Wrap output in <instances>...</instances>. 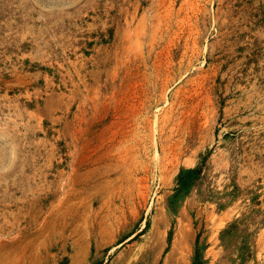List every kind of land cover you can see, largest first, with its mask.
Returning a JSON list of instances; mask_svg holds the SVG:
<instances>
[{"label": "rangeland", "instance_id": "374dc122", "mask_svg": "<svg viewBox=\"0 0 264 264\" xmlns=\"http://www.w3.org/2000/svg\"><path fill=\"white\" fill-rule=\"evenodd\" d=\"M0 264H264V0H0Z\"/></svg>", "mask_w": 264, "mask_h": 264}, {"label": "bare ground", "instance_id": "6f19581e", "mask_svg": "<svg viewBox=\"0 0 264 264\" xmlns=\"http://www.w3.org/2000/svg\"><path fill=\"white\" fill-rule=\"evenodd\" d=\"M179 236H180V235L177 234V238H176V239H179Z\"/></svg>", "mask_w": 264, "mask_h": 264}]
</instances>
